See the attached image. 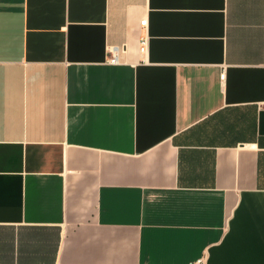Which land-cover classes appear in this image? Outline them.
<instances>
[{"label": "crops", "instance_id": "1", "mask_svg": "<svg viewBox=\"0 0 264 264\" xmlns=\"http://www.w3.org/2000/svg\"><path fill=\"white\" fill-rule=\"evenodd\" d=\"M0 264H264V0H0Z\"/></svg>", "mask_w": 264, "mask_h": 264}, {"label": "built area", "instance_id": "2", "mask_svg": "<svg viewBox=\"0 0 264 264\" xmlns=\"http://www.w3.org/2000/svg\"><path fill=\"white\" fill-rule=\"evenodd\" d=\"M142 45H143L142 50H145L146 40H143ZM117 61H118V57H117V54L114 52L113 53V58H112L111 62L112 63H116ZM224 77H225V75L222 76V78H224Z\"/></svg>", "mask_w": 264, "mask_h": 264}]
</instances>
